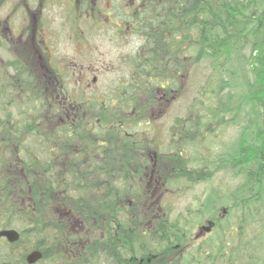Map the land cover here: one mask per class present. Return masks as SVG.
I'll return each instance as SVG.
<instances>
[{
    "label": "rangeland",
    "instance_id": "1",
    "mask_svg": "<svg viewBox=\"0 0 264 264\" xmlns=\"http://www.w3.org/2000/svg\"><path fill=\"white\" fill-rule=\"evenodd\" d=\"M2 3L3 0H0V17L5 15L7 8ZM108 3V0H100L95 6L90 1L87 5L89 21L78 22L80 26L77 29L72 21L64 22L59 7L52 10L51 23L56 35L54 49L62 75L57 84V95H60L59 102H62L60 106L66 109L70 108V102L72 105L82 103L83 111L81 108L78 110L76 123L82 131L90 129L87 137L96 138L95 143L98 145L115 140L119 146L118 152L105 160L108 165L129 162L133 167L137 164V172L138 166L140 168L142 164V157H153L154 168L157 165L162 175L159 181L164 182L162 196L160 191L152 187L155 186V180L149 181L150 168H145L143 174L136 173V176L138 178L142 175L151 202L160 198L161 204H166L165 214L168 221H176L183 229L186 228V242L191 245L189 253L196 254L191 264H264V196L260 198L259 204H248L250 211L243 215L241 209L244 207L241 202L246 197L237 191L243 183L242 176L234 173L226 175L211 165L212 153L219 156L227 144L233 149L237 146L239 150L241 146L248 148L252 143L244 141L238 146L245 120H241L239 125L230 123L235 112L227 113L223 108L217 109L219 102L211 101L212 98L207 97L204 89L211 74L210 61L201 60L196 53L197 48L188 47L187 42L182 41L178 61L179 76L174 80L172 91L165 88L170 82L147 83L140 79L132 61L140 50L141 39L130 27V24L135 25V20L131 21L129 14L139 8L138 4L135 0H112L110 8ZM81 6L79 2L78 8ZM105 8L113 12L109 14L108 11L101 16L100 13ZM118 12L120 19L116 14ZM124 12L127 15H123ZM77 35L81 38L77 39ZM2 45L0 42V60H7L9 55L1 50ZM2 87L0 82V190L2 182H5L2 180L4 174V177H8L9 191H5L4 202L0 206V223L3 217L7 218L5 227L21 233L27 225L19 211L11 212L8 208L11 199L18 200L13 190L24 174V164L29 166V163H21V160L28 162L27 158L34 156L32 164L37 167L33 170V175H36L37 183L42 182L40 180L43 178L51 177L46 173L43 177L38 166L44 165L53 175L57 172L55 163L63 149L59 147L61 144L54 133L55 125L62 117L60 110L56 114L50 113L49 103H42L34 98L33 92L27 96L10 95L11 101L8 103L2 96ZM41 88H44V84ZM215 88L217 92H222L220 103L224 105L223 96L230 93L229 86L223 80ZM126 89L136 94V103L131 105L130 102L121 101L120 95L127 92ZM74 98H78L76 103L71 101ZM82 98L84 101H81ZM54 99L53 96L52 101ZM110 99L114 105L112 113L120 119L130 118L129 122L119 120L116 126L109 122H102L100 125L103 107ZM95 106L100 108L96 110ZM240 108L243 110L242 115L248 112L247 105L243 104ZM212 112L217 114L213 118H207ZM5 115H8V122L2 124ZM110 118L113 119L112 116ZM197 121L201 123V128L198 126V129L203 132L195 134V129L188 132L186 128L192 129ZM2 125L4 129H10L8 155L1 148V137L4 134L1 133ZM93 130H97L94 133L98 136L92 135ZM80 138L82 139V134ZM127 147L131 150H127ZM211 148H217V151L209 152ZM204 150L209 153L204 155ZM154 153L158 159L154 158ZM95 159L96 162L99 161L97 157ZM130 183V187H138L132 179ZM120 192L122 191L117 193L119 197L122 195ZM214 199L216 202L212 201ZM143 200L140 195L134 198L124 197L122 202L117 198V208L126 212L133 202L145 209L147 203L142 202ZM226 212L225 223L220 226L219 233L214 231L208 235L206 229L199 228L201 224L206 226L207 220ZM33 237L32 234H24L23 242L15 247L11 261L9 253H4L0 246V264H26L27 254L34 250L30 245L33 242H46L42 236L38 240ZM210 242L214 243V249L208 245ZM151 248L153 251L156 248L157 259L147 263L136 261L138 264H167V258L172 256L169 254L174 253L163 242L159 246L152 244ZM186 256L189 257V254ZM181 259L182 257L177 260ZM177 260L173 264H178ZM69 263H64L59 257L41 264Z\"/></svg>",
    "mask_w": 264,
    "mask_h": 264
},
{
    "label": "trees",
    "instance_id": "2",
    "mask_svg": "<svg viewBox=\"0 0 264 264\" xmlns=\"http://www.w3.org/2000/svg\"><path fill=\"white\" fill-rule=\"evenodd\" d=\"M135 1L139 8L130 12V20H135L134 28H131L141 39V45L132 61L140 79L150 84L153 81L157 84L170 82L165 88L172 91L174 80L179 76L181 42H187L188 47L197 48L201 60L210 61L211 74L204 89L207 97L219 102L217 109L235 112L230 123L239 125L245 120L238 146L244 141L252 144L247 149L241 146L238 150L236 146L229 156L233 173L243 178L237 191L246 197L241 202L242 207L245 206L241 209L245 215L249 211L245 209L248 204H259L264 196V0ZM57 78H62L59 70ZM223 80L230 89V93L223 96L224 105L220 103L222 92L215 88ZM126 91L120 95L121 101L131 105L136 103V94L130 93L129 89ZM243 104L248 106V112L242 115L240 107ZM113 107L110 99L103 107L100 125L109 122L116 126L119 120H131L116 117L112 113ZM216 114L212 112L207 118ZM197 122L192 129L186 130L195 129V134L201 132L198 129L200 121ZM88 125L91 124L88 122ZM89 130L82 131L79 124L72 129L67 124L57 127L54 134L63 149L55 163L57 172L53 175L44 165L38 166L43 177L45 173L51 175L46 179L42 177L40 185L33 175L37 167L32 164L34 156L31 159L27 156L28 162L24 163L29 166L24 164V174L13 190L18 200L10 198L8 206L11 212H20L27 228L20 233L18 242L8 244L10 261L15 247L23 242L24 234L29 233L36 240L42 236L46 241L30 245L43 253L38 264L59 257L69 264L147 263L157 259V247L153 251L152 244L159 246L162 242L173 249L174 253L167 258V264H173L181 257L175 254L174 247H182L180 244L186 241V228L176 221L169 222L156 209L148 210V204L144 209L132 202L126 212L117 208V198L122 202L124 197L140 195L144 198L142 202H148L143 177L137 178L136 173L143 174L148 167V173L154 171L161 175L157 165L154 168L151 162L144 160L140 168L138 166L139 172L138 168L135 171L137 164L133 167L129 162L108 165L105 160L115 155L119 146L115 140L98 145L96 138L87 137ZM95 131L91 133L96 137ZM130 179L138 187H130ZM119 190L122 191L120 197L117 195ZM5 191H9V185L8 190L5 185L4 190H0V206ZM212 201L216 202L215 199ZM188 254L189 257L185 255L177 260L178 264H191L196 254Z\"/></svg>",
    "mask_w": 264,
    "mask_h": 264
},
{
    "label": "flooded vegetation",
    "instance_id": "3",
    "mask_svg": "<svg viewBox=\"0 0 264 264\" xmlns=\"http://www.w3.org/2000/svg\"><path fill=\"white\" fill-rule=\"evenodd\" d=\"M90 1H93L96 6L100 0H3V3L1 4L7 5L5 15L0 17V42L3 44L1 50L3 49V52L9 55V59L0 60V64L2 63L0 66V82L3 85L1 90V92H3L2 96L3 98L5 97L6 101L9 103L11 101V96H27L33 92L35 95L34 98H37V100H40L42 103L44 101L49 103L50 113L56 114L57 110L61 111L59 113L62 118L55 125L56 129L57 127H61L62 124H67L70 129L78 126V123H76L78 120L76 119L78 115L77 113L80 108L81 110L83 109L84 105L82 103L72 105L70 102V108L67 107L64 109L60 106L62 102H59L60 95H57V73L59 68L58 58L54 49L56 35L53 32L51 23L52 10L54 7H59L64 22L72 21L77 29V27L80 26L78 22L89 21L87 5ZM108 1L110 2L108 5L110 4L111 8L112 0ZM79 2L82 4L80 8H78ZM78 11H80L79 14ZM107 11H109V14L113 12L105 8L100 15L104 16ZM116 14L120 19L119 12ZM124 15H127V13L125 12ZM116 19L118 20L117 17H115V20ZM130 27L134 28V25L130 24ZM120 30L119 27V31ZM76 37L77 39L81 38L79 35ZM43 84L44 88H41ZM53 96L55 101H52ZM77 99L78 98H74V100L71 101L76 103ZM81 101H84V98H82ZM2 113H4V111ZM7 122L8 115H5L2 124ZM1 127L3 128L1 133L3 134L4 132L1 137V148L4 150V154L8 155L10 144L8 134L10 129H4L3 125ZM199 128H201V123L199 124ZM200 131L203 132L202 129H200ZM246 147L247 146H245V148ZM232 149L233 147H230L227 144V146L222 148L223 152H221L219 156H215L212 153L211 165L215 167V170L225 173L226 175L233 174V171L230 168L231 163L229 162V156L232 155ZM215 151H217V148H211L209 152ZM209 152L204 150L203 154L205 155ZM246 152H248V150ZM154 158L158 159L159 157L154 153ZM144 160L150 161L154 165L153 162L155 161L153 157H149L148 159L142 157V162H144ZM24 162L25 160H21V163ZM145 168L147 170L149 169L148 167ZM149 174H151L149 181H152V179L155 180V186L152 187L155 190L160 191V195L162 196L164 182L160 183L159 181L162 178L154 171H151ZM2 180H5V182H2V190H4V185L5 190H8V177H4V174H2ZM141 180H143V178ZM159 200L160 198L152 201L153 204L148 205L147 209H156L159 215L166 217V204H161V201ZM247 207L248 208L245 209L249 210L250 205ZM224 213L207 220L205 223L206 226L201 224L199 228H202L203 230L206 229L205 231L209 233L208 235L214 231V233H219V228L220 226H223L225 223L224 218L227 216V212L226 214ZM213 216H215V214ZM4 223H7V218L5 219L3 217L1 219L0 229L5 228ZM210 245L212 249L215 248L213 247L214 243L210 242ZM0 246L3 248V251H8V242L5 239H0ZM180 246L182 247H174L175 254L181 257L187 255L191 246L190 243L184 241Z\"/></svg>",
    "mask_w": 264,
    "mask_h": 264
},
{
    "label": "water",
    "instance_id": "4",
    "mask_svg": "<svg viewBox=\"0 0 264 264\" xmlns=\"http://www.w3.org/2000/svg\"><path fill=\"white\" fill-rule=\"evenodd\" d=\"M19 233L13 229L0 230V238H6L9 243H15L19 240ZM43 257V254L39 250H33L26 256L27 264H36Z\"/></svg>",
    "mask_w": 264,
    "mask_h": 264
}]
</instances>
